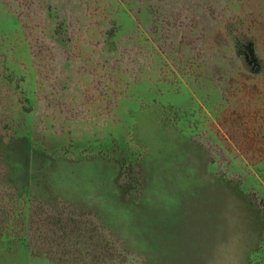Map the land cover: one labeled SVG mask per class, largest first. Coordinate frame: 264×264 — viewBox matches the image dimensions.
I'll list each match as a JSON object with an SVG mask.
<instances>
[{
	"label": "rangeland",
	"instance_id": "obj_1",
	"mask_svg": "<svg viewBox=\"0 0 264 264\" xmlns=\"http://www.w3.org/2000/svg\"><path fill=\"white\" fill-rule=\"evenodd\" d=\"M0 264H264V0H0Z\"/></svg>",
	"mask_w": 264,
	"mask_h": 264
}]
</instances>
